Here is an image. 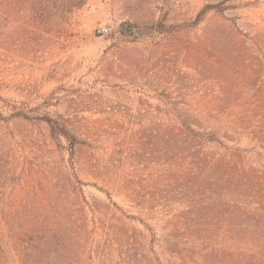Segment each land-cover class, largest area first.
<instances>
[{
	"label": "rangeland",
	"instance_id": "374dc122",
	"mask_svg": "<svg viewBox=\"0 0 264 264\" xmlns=\"http://www.w3.org/2000/svg\"><path fill=\"white\" fill-rule=\"evenodd\" d=\"M26 260L264 264V0H0V264Z\"/></svg>",
	"mask_w": 264,
	"mask_h": 264
},
{
	"label": "trees",
	"instance_id": "16d2710c",
	"mask_svg": "<svg viewBox=\"0 0 264 264\" xmlns=\"http://www.w3.org/2000/svg\"><path fill=\"white\" fill-rule=\"evenodd\" d=\"M48 123L51 127L52 136L54 138H59L63 136L67 138L71 146H75L78 143L77 138H75V136L71 134V132L68 130V128L66 127L64 123L59 122V121H54V120H48ZM224 169L228 171V173L226 174V177L228 178L226 186H235L237 188L238 185L241 184L240 182L242 181V188L243 186L246 187V184L243 183L244 180H238V176L240 177L242 175L241 172L235 173L231 171L230 165L226 166ZM221 175H224V174H221ZM226 177L219 178L218 181H225ZM245 179H247L249 183H251L253 178L252 176L247 175ZM17 236H19L17 237V244L18 246L20 245V252L22 255L25 254V257L29 258V256L33 253V251L35 253H38V251L39 253H44L46 249V245L39 244L38 246H34L33 242H31L30 239H28L27 237L28 235L25 233L17 234ZM54 251L56 253H60L59 250H54ZM24 264H30V261L26 260Z\"/></svg>",
	"mask_w": 264,
	"mask_h": 264
},
{
	"label": "built area",
	"instance_id": "2783aa9c",
	"mask_svg": "<svg viewBox=\"0 0 264 264\" xmlns=\"http://www.w3.org/2000/svg\"><path fill=\"white\" fill-rule=\"evenodd\" d=\"M99 35L106 36L109 34V29L106 27H102L98 30Z\"/></svg>",
	"mask_w": 264,
	"mask_h": 264
}]
</instances>
